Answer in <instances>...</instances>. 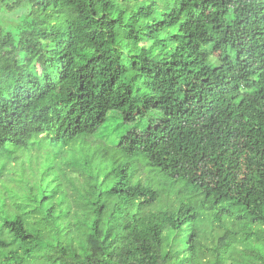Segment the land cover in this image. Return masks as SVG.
Returning a JSON list of instances; mask_svg holds the SVG:
<instances>
[{
	"label": "trees",
	"instance_id": "trees-1",
	"mask_svg": "<svg viewBox=\"0 0 264 264\" xmlns=\"http://www.w3.org/2000/svg\"><path fill=\"white\" fill-rule=\"evenodd\" d=\"M113 112L149 124L0 205V264H264V0H0V158Z\"/></svg>",
	"mask_w": 264,
	"mask_h": 264
},
{
	"label": "rangeland",
	"instance_id": "rangeland-1",
	"mask_svg": "<svg viewBox=\"0 0 264 264\" xmlns=\"http://www.w3.org/2000/svg\"><path fill=\"white\" fill-rule=\"evenodd\" d=\"M143 121V122H142ZM147 119L137 121L136 124H124L122 115L118 112L110 113L105 126L94 136L83 142L80 140L70 146H63L53 141V136L43 140H34L26 149L15 148L8 145L0 158V171L8 168L0 177V189L2 190L0 205L6 204L4 210L11 216H22L23 212L17 210L16 205L24 202L27 192L32 191L39 199L43 198L42 189H57L59 191L70 190L77 178L76 171H86L85 162L87 155L96 150L98 146L111 144L117 146L119 140L129 131L143 132L148 126ZM45 138V137H42ZM95 160H99L96 158ZM142 164H144L142 162ZM144 166V165H143ZM7 174L8 177H7ZM148 175L145 174L144 177ZM40 180L43 182L40 184ZM53 181V184L51 182ZM82 181L81 178L79 182ZM50 184V185H49ZM69 184V186H68ZM81 184V182H80ZM82 185V184H81ZM67 187V188H66ZM72 189V188H71ZM29 210H34L37 203L29 204ZM28 213V212H27ZM31 226L39 223L35 213L31 214ZM5 215L0 216V223Z\"/></svg>",
	"mask_w": 264,
	"mask_h": 264
}]
</instances>
